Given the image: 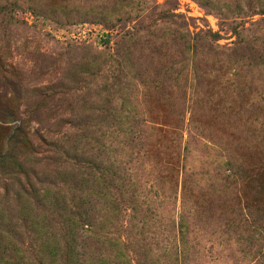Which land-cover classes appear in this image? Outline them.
<instances>
[{"label":"rangeland","instance_id":"rangeland-1","mask_svg":"<svg viewBox=\"0 0 264 264\" xmlns=\"http://www.w3.org/2000/svg\"><path fill=\"white\" fill-rule=\"evenodd\" d=\"M0 117V264H264V0H0Z\"/></svg>","mask_w":264,"mask_h":264},{"label":"trees","instance_id":"trees-1","mask_svg":"<svg viewBox=\"0 0 264 264\" xmlns=\"http://www.w3.org/2000/svg\"><path fill=\"white\" fill-rule=\"evenodd\" d=\"M1 118V117H0ZM95 169H96V167H95ZM79 216V215H78ZM80 216H81V214H80ZM82 218V217H81ZM118 220L119 219H116V223L118 224ZM111 230H114L113 232H114V234H121V233H123V230L120 228V227H118V225H117V227H112V229Z\"/></svg>","mask_w":264,"mask_h":264}]
</instances>
